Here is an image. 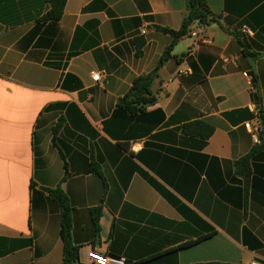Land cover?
I'll return each mask as SVG.
<instances>
[{"label":"crops","instance_id":"crops-1","mask_svg":"<svg viewBox=\"0 0 264 264\" xmlns=\"http://www.w3.org/2000/svg\"><path fill=\"white\" fill-rule=\"evenodd\" d=\"M206 2L214 21L191 25L156 104L130 114L119 101L156 70L174 41L160 29L182 28L188 0H67L55 24L39 22L46 0H0V264H63L58 188L80 261L264 264V151L248 182L235 166L260 144L247 124L264 112V0ZM195 121L210 139L182 133Z\"/></svg>","mask_w":264,"mask_h":264},{"label":"trees","instance_id":"trees-1","mask_svg":"<svg viewBox=\"0 0 264 264\" xmlns=\"http://www.w3.org/2000/svg\"><path fill=\"white\" fill-rule=\"evenodd\" d=\"M49 4V11L41 18L40 23L55 24L61 21L67 4V0H46ZM214 21L212 13L206 0H188V15L185 18L182 28L179 31L169 29H160L162 32L169 34L173 38V43L169 46L161 57L158 66L152 73L141 76L134 80L129 93L119 101L118 107L130 114H138L145 111L146 107L155 105L156 97L153 96L151 88L155 80L159 77L158 73L161 67L168 62L172 56L171 52L175 43L182 37L189 34L190 27L195 22L201 25H209ZM145 46L144 39L136 41L137 56H141ZM257 79H254L256 87ZM261 131L259 134L260 144L246 157L236 162V174L242 177L246 182L251 175V159L260 152L264 151V112L259 115ZM56 132V129L54 130ZM215 129L204 121H195L182 126V133L188 137L200 138L204 141L210 139ZM67 175V164L65 165ZM48 193L61 210V239L63 241L64 253L63 264H80V248L75 245L72 237L73 216L69 198L61 189L48 190ZM93 221L96 232L99 233V221L101 217L100 209L92 211ZM160 257V256H159ZM152 260V259H151ZM150 261V260H149ZM148 262V261H147ZM146 262H142L144 264Z\"/></svg>","mask_w":264,"mask_h":264},{"label":"built area","instance_id":"built-area-1","mask_svg":"<svg viewBox=\"0 0 264 264\" xmlns=\"http://www.w3.org/2000/svg\"><path fill=\"white\" fill-rule=\"evenodd\" d=\"M242 32L245 35H251L252 34V32L247 27L243 28ZM193 36L196 37L199 42L209 43V40L206 39L204 36H199L197 33H194ZM245 75L248 76V74H245ZM102 76H103V74L100 72L93 74V78L97 81H100ZM250 78H251V76H249V79ZM253 88H254L253 89L254 92H256V87L254 85V81H253ZM257 106H258V104L256 105V109H255V113H256L255 123L247 124V128H248L249 132L251 133L255 143L260 142L259 134L261 131L260 130L261 129L260 119H259V115H260L261 110ZM80 264H129V263L124 258H121L118 256H113V255H108V254H103V253H100L96 250H91L87 255V261H85V262L80 261Z\"/></svg>","mask_w":264,"mask_h":264}]
</instances>
